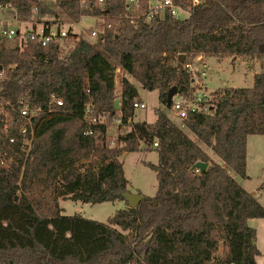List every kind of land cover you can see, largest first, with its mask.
Listing matches in <instances>:
<instances>
[{
    "label": "trees",
    "instance_id": "1",
    "mask_svg": "<svg viewBox=\"0 0 264 264\" xmlns=\"http://www.w3.org/2000/svg\"><path fill=\"white\" fill-rule=\"evenodd\" d=\"M173 2L186 18L146 21L127 0H107L104 10L60 0L69 21L94 17L102 38L93 43L71 33L46 47L26 40L21 51L0 36V264H257L248 222L264 219V207L231 172L247 178V140L264 136V72L251 86L209 93L207 110L188 112L183 127L161 110L154 123L135 122L142 99L127 76L172 111L168 92L189 95L197 58L264 56V0ZM0 10L61 19L41 0H0ZM142 148L158 154L153 197L106 223L63 214L61 200L125 201L120 157ZM198 162L204 172L192 169Z\"/></svg>",
    "mask_w": 264,
    "mask_h": 264
},
{
    "label": "rangeland",
    "instance_id": "2",
    "mask_svg": "<svg viewBox=\"0 0 264 264\" xmlns=\"http://www.w3.org/2000/svg\"><path fill=\"white\" fill-rule=\"evenodd\" d=\"M41 1L46 4L52 11L58 13L61 19H56L55 16L52 14L44 15L43 17L38 19V15L34 13L32 18L24 20L18 14H16L15 11L0 10V26L7 25L14 28H24L27 27V24H29L30 22L42 23L44 21H52L56 19L64 23V25L73 24L72 30L74 33H78L79 35L85 37L92 43L95 42V39L91 38L90 36L91 31L98 30L94 26L95 20L93 18L83 17L78 23H74L69 21L59 11L58 3L60 0ZM187 16L188 14L186 12H179V17L181 19H184ZM39 20H41V22ZM253 62L246 61L243 59L239 61H233L227 58L222 60H218L216 58H206L201 62L195 61L192 67L195 70H199L200 74L202 75V80L207 86L208 93H211L218 90L219 88H242L251 86L253 74L255 72H264V56L259 57L257 59V62H255L254 64ZM203 64H205V67H203ZM122 75H124V73L117 69L116 83H118V79ZM127 77L136 86L139 95L143 100L142 102H144V104L146 105L145 109L135 111V122L154 123L156 120V110H161L165 112L175 124L183 127L182 119H180L174 111L167 110L160 103L158 91L144 90L135 79H131L129 76ZM117 91L118 94L121 91L118 86ZM119 133V125H111L109 130L110 139L116 140ZM186 133L191 137V139L201 144L191 132L186 130ZM254 139H256V141L254 143L252 140L251 147L253 152H259L258 157L260 158V160L257 164L258 167H251V171H257L256 173L262 175V177L264 178V136H256ZM257 145H259V147ZM260 147H263V150H260ZM206 150L209 151L215 162L223 165V162L217 156L212 154L210 150ZM120 160L123 163L124 175L130 183V192L133 194H140L143 197H153L156 194L158 184L156 179V173L152 169L150 164L156 165L158 163L157 152L153 150H144L142 148L137 152L124 153L120 157ZM261 185H263V187L259 189L260 193L257 197L264 204V181H257L255 178H253L252 181L249 183V188L254 186L260 188ZM60 206L64 209V215H79L87 219L106 223L109 217L113 216L117 211L126 207V202L116 201L90 205L81 202H74L71 200H61ZM259 223L260 226L256 230V245L260 250L261 254L257 259V264H264V219H259Z\"/></svg>",
    "mask_w": 264,
    "mask_h": 264
},
{
    "label": "built area",
    "instance_id": "3",
    "mask_svg": "<svg viewBox=\"0 0 264 264\" xmlns=\"http://www.w3.org/2000/svg\"><path fill=\"white\" fill-rule=\"evenodd\" d=\"M142 1H144L145 5L147 6V10L143 12ZM78 3L81 10L88 9L91 6L98 7L100 10H104L107 6V0H78ZM127 3L128 7H131L134 10V13L142 14V16L146 18V21L151 20L155 15L162 16L166 12H168L173 17L179 18L180 9L174 4L173 0H127ZM82 18L83 16L81 19ZM91 18L94 19V17ZM72 27L73 24L64 25V23L61 21H57L55 23L30 22L27 24V27L24 28H14L7 25H1L0 36L7 41L15 42V40H18L20 49L22 51V44L26 40L43 47H46L51 43L61 44L62 41L69 36V34L74 33ZM100 35L101 34L98 30H94L90 34L91 38L93 39H96ZM192 66L193 65L188 67L192 75L191 92L187 97H180L176 95L172 100V111H174L176 115L182 120L187 117L188 112L206 111V103L209 101V93L204 90V86L201 81L202 75L200 74L199 70L193 69ZM57 104L61 106L62 102L57 101ZM133 107L135 110H143L146 108V105L144 102H136L134 103ZM22 115L28 117L27 107L23 109ZM154 146H157V144Z\"/></svg>",
    "mask_w": 264,
    "mask_h": 264
},
{
    "label": "crops",
    "instance_id": "4",
    "mask_svg": "<svg viewBox=\"0 0 264 264\" xmlns=\"http://www.w3.org/2000/svg\"><path fill=\"white\" fill-rule=\"evenodd\" d=\"M226 59V58H225ZM227 59H229V60H233V61H239V60H241V58H238V57H235V59L233 58H227ZM204 60V58H197L195 61H199V62H201V61H203ZM194 61V62H195ZM255 62H257V59L253 62V64L255 63ZM203 67H205V64H203ZM254 74H256V72L254 73ZM254 74H253V77H254ZM202 79V78H201ZM253 83V79H252V82H251V84ZM202 84H203V86H204V90L208 93V91H207V86L205 85V83L203 82V80H202ZM143 101V100H142ZM256 136H250L249 138H248V140H247V178H240V177H238L237 175H235V174H233L232 172H231V175L233 176V177H235L236 178V180L241 184V186L247 191V192H249L251 195H253L262 205H263V207H264V204H263V202H261L260 201V199H258V194L260 193V191H259V189H261V188H257L256 186H254V187H251V188H249L250 186H249V183L252 181V179L253 178H255L257 181H264V178L262 177V175H260V174H258V173H256L257 171H254V172H252L251 171V167L252 168H257L258 167V161L260 160V158L258 157V155H259V152L258 151H256V152H253V150H252V147H251V142H252V140H253V142L255 143V141H256V139H254ZM258 147H259V145H257ZM261 149L260 150H263V147H260ZM211 155V154H210ZM260 165V164H259ZM262 165V164H261ZM261 167V166H260ZM254 173H256V174H254ZM254 175H255V177H254ZM262 186V185H261ZM260 186V187H261ZM248 224H249V226L250 227H252V228H254L255 230H257L258 229V227L260 226V223H259V219H252V220H249V222H248Z\"/></svg>",
    "mask_w": 264,
    "mask_h": 264
},
{
    "label": "water",
    "instance_id": "5",
    "mask_svg": "<svg viewBox=\"0 0 264 264\" xmlns=\"http://www.w3.org/2000/svg\"><path fill=\"white\" fill-rule=\"evenodd\" d=\"M99 38H102V35L99 36ZM185 59V55H180L178 59V66L180 68H183V62ZM235 59V57H234ZM177 95V90L175 87L171 88L167 95V104H171L173 98ZM208 167L207 163L198 162L196 163L192 169H198L201 172H204ZM122 197L125 199V202L127 203L128 207L131 209L137 208L140 203L143 201L144 197L140 194H133L131 192H124L122 193Z\"/></svg>",
    "mask_w": 264,
    "mask_h": 264
}]
</instances>
